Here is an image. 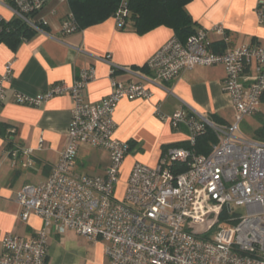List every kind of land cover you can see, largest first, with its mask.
<instances>
[{"label": "built area", "instance_id": "2783aa9c", "mask_svg": "<svg viewBox=\"0 0 264 264\" xmlns=\"http://www.w3.org/2000/svg\"><path fill=\"white\" fill-rule=\"evenodd\" d=\"M62 3L69 0H59ZM49 0H9L0 3L13 19L36 32H44L39 13ZM264 27V8L257 9ZM129 10L123 3L115 14L119 29L125 28ZM0 15V35L9 30ZM223 32L221 27L216 28ZM72 13L61 27L62 34L79 32ZM228 42V37H225ZM112 67L111 93L97 103L86 101L90 82L96 78L91 67L81 70L73 84L58 83L35 96L8 91L12 64L0 76V106L9 102L38 108L64 95L73 102L67 143L48 178L26 184L15 196L22 208L21 219L32 215L42 221L37 235L27 238L8 233L1 241L0 264H50L53 237L73 232L90 242L105 244L109 264H264V143L241 135L240 125L255 116L264 95V42L213 51L204 31L185 43L170 40L147 62L154 86L173 81L197 67L221 66L225 71L224 93L232 98L234 122L221 126L191 108L171 115L155 110L163 122L188 131V147H171L156 167L136 163L123 195L117 186L132 146L115 137L113 120L123 100H149L152 93L144 82L119 81ZM208 130L217 137L209 154L198 153L197 140ZM39 140L38 149L44 148ZM83 148L105 151L109 165L103 175L77 171ZM24 164L32 168L33 150ZM16 165V162H14ZM244 208L245 215L235 211ZM225 215L224 220L221 217Z\"/></svg>", "mask_w": 264, "mask_h": 264}, {"label": "crops", "instance_id": "0c3cea01", "mask_svg": "<svg viewBox=\"0 0 264 264\" xmlns=\"http://www.w3.org/2000/svg\"><path fill=\"white\" fill-rule=\"evenodd\" d=\"M8 2L0 0V3ZM260 6L264 8V0H190L184 9L196 32L204 31L213 51L222 52L245 44L264 42V27L259 24L257 16ZM70 13L69 2L49 0L37 17L45 25L44 32H37L30 39L22 40L15 49L0 43V76L4 74L5 66L11 63V80L5 84L8 91L35 96L58 83L71 85L81 70L93 67L96 78L88 85L85 99L89 103H97L111 93L112 67L102 61L110 57L114 66L122 68L115 74L119 81L146 83L152 97L149 100H123L113 116L115 137L132 146V152L122 166L121 176H126V160L132 158L129 177L136 163L156 166L168 148L186 147L188 144L187 128H174L169 122L161 121L155 114L158 105L166 115L189 107L206 117L216 116L224 123L221 126L234 122L232 98L222 88L225 71L221 66L197 67L160 86L146 81L153 78L146 68L147 62L165 44L176 38L174 29L160 26L139 34L132 25L119 29L115 18H110L101 24L65 35L61 27ZM0 15L8 21L13 20L10 12L1 4ZM218 27L223 32H218ZM225 37H228V42L224 41ZM72 108L73 102L68 95L57 97L38 108L13 102L0 106V124L8 127L6 137H0V252L1 241L6 234L30 238L41 230L42 221L34 215L27 222L22 221V208L16 204L15 196L24 185L38 184L50 175L67 143ZM262 119L264 99L258 113L244 121L253 128V138ZM241 135L258 141L244 136L243 131ZM41 138L45 144L39 150ZM84 149L88 148L81 151ZM26 150H33L32 168L24 165L29 159L24 153ZM99 165L100 172L94 173L93 169V173L85 174L103 175L109 158L106 164L100 162ZM66 235L90 242L73 232ZM65 236L51 238L50 264H61L57 251L60 244L65 242ZM98 244L103 246L105 256L104 243Z\"/></svg>", "mask_w": 264, "mask_h": 264}, {"label": "trees", "instance_id": "16d2710c", "mask_svg": "<svg viewBox=\"0 0 264 264\" xmlns=\"http://www.w3.org/2000/svg\"><path fill=\"white\" fill-rule=\"evenodd\" d=\"M190 0H69L72 14L79 28L85 29L114 18L116 12L123 3L127 4L129 17L126 19L125 27L134 26L139 34H145L160 26H168L174 29L176 38L185 43L192 37L196 30L189 15L185 12V6ZM0 35V43H5L15 49L22 40L30 39L37 32L13 19ZM264 99V95L263 98ZM207 118L218 125H224L222 120L216 116ZM8 127L0 124V137L5 138ZM255 138L264 142V119L260 120V128L255 131ZM217 143L216 135L208 130L201 136L195 145L198 153L209 154L213 145ZM188 147V144L186 145ZM225 215L221 217L224 220Z\"/></svg>", "mask_w": 264, "mask_h": 264}, {"label": "rangeland", "instance_id": "374dc122", "mask_svg": "<svg viewBox=\"0 0 264 264\" xmlns=\"http://www.w3.org/2000/svg\"><path fill=\"white\" fill-rule=\"evenodd\" d=\"M240 131H243L244 136L253 138V128L248 127L246 123L242 122V124L240 125ZM108 158V153L105 151L96 149H84L80 152L79 158L77 160V171L79 173H93L92 170L95 169L94 173H98L101 171V166L99 165L100 162L102 164H106V160ZM131 161L132 158L128 161L126 160V164L124 165L126 176H121V179L117 186L118 196L123 195L127 187V177L128 171L131 166ZM235 211L241 214L242 216L245 215L244 208H235ZM67 236L68 235L65 236V242L63 244H60L61 246L58 248L59 250L57 251V258L59 259L61 264H107L108 259L103 256V246L101 244L90 243L83 241L82 239L74 237L71 238Z\"/></svg>", "mask_w": 264, "mask_h": 264}]
</instances>
